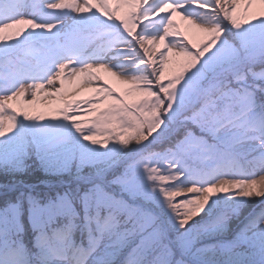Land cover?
Wrapping results in <instances>:
<instances>
[{"label": "snow or ice", "instance_id": "6c2138e0", "mask_svg": "<svg viewBox=\"0 0 264 264\" xmlns=\"http://www.w3.org/2000/svg\"><path fill=\"white\" fill-rule=\"evenodd\" d=\"M0 264H264V0H0Z\"/></svg>", "mask_w": 264, "mask_h": 264}, {"label": "rangeland", "instance_id": "374dc122", "mask_svg": "<svg viewBox=\"0 0 264 264\" xmlns=\"http://www.w3.org/2000/svg\"><path fill=\"white\" fill-rule=\"evenodd\" d=\"M126 11V9L124 10ZM177 22L181 25V27L183 28V22L182 21H179V19L177 18ZM108 79V82L110 84H112L113 87H116L117 90L119 91L122 87V85H119L118 82H115L111 77H107ZM78 87V92H77V95L75 97H70V96H67V94L65 95V97H56L54 100H48V99H45L44 98V94H40L38 95L37 97V100H36V104L35 106L37 107H44V106H50V107H56V106H60L64 99H82V98H86V97H90L92 95V93L94 92V89L91 88V87H86V86H77ZM73 91H76V89H72ZM14 106H22L23 105V101L21 100H17V101H14V102H11Z\"/></svg>", "mask_w": 264, "mask_h": 264}]
</instances>
